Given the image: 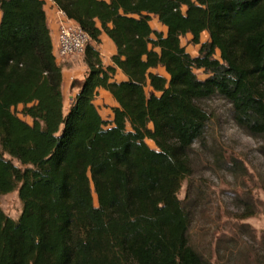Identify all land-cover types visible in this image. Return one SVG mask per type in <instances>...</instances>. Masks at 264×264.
I'll return each instance as SVG.
<instances>
[{
  "label": "trees",
  "instance_id": "16d2710c",
  "mask_svg": "<svg viewBox=\"0 0 264 264\" xmlns=\"http://www.w3.org/2000/svg\"><path fill=\"white\" fill-rule=\"evenodd\" d=\"M52 1L90 36L67 113L45 0H0V198L18 189L23 205L17 219L0 206V264H213L190 243L179 193L212 117L203 101L227 100L264 136V0ZM104 32L108 66L93 44ZM101 88L118 104L111 121Z\"/></svg>",
  "mask_w": 264,
  "mask_h": 264
},
{
  "label": "rangeland",
  "instance_id": "374dc122",
  "mask_svg": "<svg viewBox=\"0 0 264 264\" xmlns=\"http://www.w3.org/2000/svg\"><path fill=\"white\" fill-rule=\"evenodd\" d=\"M151 25L166 32L156 17ZM191 39V35L183 37L182 44L195 56L198 46ZM201 39L207 40L208 34H202ZM75 58L78 64H83L84 54H75ZM154 71L166 74L163 67ZM88 72L87 67L72 82L76 86L70 84L65 89V113L74 100L70 91H77ZM195 72L200 79L207 77L202 69ZM100 99L96 98V104L102 116L109 120L108 100ZM203 104L212 117L204 139L193 147L190 155L193 172L183 182L179 193L192 215L190 243L213 264H264V136L251 135L237 125L227 100L216 96ZM20 116L28 121L27 116ZM29 121L32 123V118ZM148 143L155 147L153 141L148 140ZM233 159H237L239 165L228 167ZM14 162L20 165L16 159ZM95 200L98 205L97 198ZM0 206L8 216L17 219L23 208L18 189L2 195ZM247 211L254 213L241 218Z\"/></svg>",
  "mask_w": 264,
  "mask_h": 264
},
{
  "label": "crops",
  "instance_id": "0c3cea01",
  "mask_svg": "<svg viewBox=\"0 0 264 264\" xmlns=\"http://www.w3.org/2000/svg\"><path fill=\"white\" fill-rule=\"evenodd\" d=\"M45 10H46V14H47L48 25H49V28L51 31V36H52V40H53V44H54V53H55V44H56V39H57V25H56V16L57 15H56V12L58 10V6L52 0H45ZM1 20H2V10L0 8V22H1ZM162 27L166 31L165 26L162 25ZM202 34H206V35L208 34L207 40H209L208 31H204ZM187 36H189V35H187ZM100 39L101 40L99 43L93 42V44L100 51L104 66H108V65L112 64L111 58L117 52V47H116L114 41L105 32L101 35ZM207 40H205V41H207ZM202 41H203V39H202ZM197 46H198V52H199L200 46L199 45H197ZM55 55H56V53H55ZM57 62L62 66L63 92H65V89H67L68 86L70 84H72V82L75 79H77L80 75H82L83 70H85L88 67L85 61H83V64H78L77 60L75 58V55H72L70 57L63 58V59L57 58ZM115 78L117 80H122V79H125L126 77L121 70H117ZM75 86H76V83H73L72 87H75ZM79 89H80V86L77 87V91H75V90L70 91V96L73 99L76 96V94L79 92ZM102 97H106L108 100L109 111H110L108 113L110 116L108 119L111 121V120H113V116H114L112 107L118 105L117 101L114 99V97L112 96V94L109 91H107L103 88L99 89V93H98L97 98L100 99ZM27 118H28V122H30L29 118H31V117L27 116Z\"/></svg>",
  "mask_w": 264,
  "mask_h": 264
},
{
  "label": "built area",
  "instance_id": "2783aa9c",
  "mask_svg": "<svg viewBox=\"0 0 264 264\" xmlns=\"http://www.w3.org/2000/svg\"><path fill=\"white\" fill-rule=\"evenodd\" d=\"M57 39L55 53L58 59L75 54H84L90 42L89 34L66 13L59 9L56 12Z\"/></svg>",
  "mask_w": 264,
  "mask_h": 264
},
{
  "label": "bare ground",
  "instance_id": "6f19581e",
  "mask_svg": "<svg viewBox=\"0 0 264 264\" xmlns=\"http://www.w3.org/2000/svg\"><path fill=\"white\" fill-rule=\"evenodd\" d=\"M94 194H95V192H94ZM95 198H97V196L95 195Z\"/></svg>",
  "mask_w": 264,
  "mask_h": 264
}]
</instances>
